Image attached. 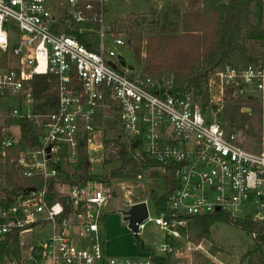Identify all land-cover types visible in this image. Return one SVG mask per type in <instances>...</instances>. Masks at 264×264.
Wrapping results in <instances>:
<instances>
[{
    "label": "built area",
    "instance_id": "2783aa9c",
    "mask_svg": "<svg viewBox=\"0 0 264 264\" xmlns=\"http://www.w3.org/2000/svg\"><path fill=\"white\" fill-rule=\"evenodd\" d=\"M49 1L0 0V105L18 103L0 110V195L10 167L22 180L36 181L24 185L12 204L0 205V244L18 235L21 249L23 232L46 225L53 230L31 247L29 259L0 258V264H191L174 256L172 245L188 224L185 217L222 213L264 223V64H227L210 78V98L203 104L193 89H177L172 74L145 77L140 66L108 45L131 48L127 35H116L105 23L109 0H53L54 6ZM41 76L55 81L54 110L48 105L52 99H36L34 83ZM229 94L249 96L259 107L262 136L255 149L220 119ZM113 114L120 119L119 136L108 138V130L116 129L107 125ZM28 120L35 122L38 144L22 147ZM110 139L120 140L137 160L145 156L161 164L175 179L167 208L153 202L155 215L147 198L134 199L133 189L125 190L124 209L147 204L137 235L148 223L167 233L166 242L146 256L108 251L104 205L115 197L110 182L61 180L78 175L82 148L89 165L102 162ZM52 181L57 196L50 202Z\"/></svg>",
    "mask_w": 264,
    "mask_h": 264
},
{
    "label": "trees",
    "instance_id": "16d2710c",
    "mask_svg": "<svg viewBox=\"0 0 264 264\" xmlns=\"http://www.w3.org/2000/svg\"><path fill=\"white\" fill-rule=\"evenodd\" d=\"M189 3L192 10L183 14L181 23H170L167 33H153L154 28L160 25L156 12L133 18L124 32L145 77L160 80L164 75L172 74L177 89H193L203 104H206L210 98L209 80L215 72L227 64H260V61L249 53L246 41H264V0H190ZM199 5L200 8H196ZM34 84L36 99H52V103L48 105L49 109L54 110L55 81L49 83L48 77L41 76ZM22 132V147L38 144V131L33 120L24 122ZM115 145L120 147L118 156L122 159V164L119 168L112 170L108 175L91 174L89 156L85 148H82L78 175L73 178L66 175L61 180L71 185L87 179L111 182L115 178L123 179L136 175L140 167L147 169L161 166L145 156L135 160L128 155L126 148L122 155L124 146L120 140H115ZM111 161V157L105 160L106 163ZM166 182L167 187L163 193L151 191V200L163 209L167 208V198L174 188L175 179L166 177ZM35 183V180H22L16 169L10 167L6 174L5 195H0V205L12 204L24 185L32 186ZM55 187L56 181H52L48 196L50 202L57 196ZM185 218L188 219V229L183 230V233L194 243L202 240L212 241L211 228L218 222L251 233L255 248L244 254L241 264H264V223L252 219H234L222 213ZM141 246L144 250H149V253H154L153 249L143 243ZM20 250L18 235L6 239L0 244L1 261L20 260ZM218 252H223V249L211 243L210 254L215 256ZM156 260L162 262L163 259ZM193 264L218 263L208 256L198 254L194 257Z\"/></svg>",
    "mask_w": 264,
    "mask_h": 264
},
{
    "label": "rangeland",
    "instance_id": "374dc122",
    "mask_svg": "<svg viewBox=\"0 0 264 264\" xmlns=\"http://www.w3.org/2000/svg\"><path fill=\"white\" fill-rule=\"evenodd\" d=\"M190 0H109L106 5L105 23L110 24L116 35L124 34L126 26L133 18H141L156 12L160 18V25L154 28L153 33L164 34L168 32V26L173 22H182L183 14L192 10ZM50 6H54L53 0L49 1ZM196 8H200V5ZM195 8V9H196ZM246 44L249 53L256 57L260 64L264 63V41L247 40ZM110 47H115L118 52L129 64H133L139 68L135 53L132 48L117 47L113 42H109ZM143 69L142 67H140ZM216 95L221 93L217 86L214 90ZM9 105L18 106V103L3 102L0 105L1 112L9 107ZM242 110H245L242 111ZM220 119L225 124L227 130H238L243 133L244 145L249 149L257 148V143L261 140V127L259 107L254 100L247 98H236L232 94L225 97L223 101V109L220 113ZM11 124V123H10ZM107 125L116 129L108 130V138L119 136L120 119L117 114L111 115L107 119ZM118 127V128H117ZM19 124L13 122L12 132H17ZM119 146L115 145V141L111 140L106 144L102 154L103 161L90 165V173L96 175H108L112 170L119 168L122 159L118 156ZM134 151L128 152L133 158ZM112 158V161L106 163L105 160ZM135 159V158H134ZM137 160V158L135 159ZM157 172V173H156ZM166 173L160 167L144 169L140 167L138 173L128 178H115L111 180V188L114 190L115 197L108 200L104 205V223L106 229V239L111 251V255L126 256H146L150 251L142 248V243L153 250H158L162 244L166 242V231L161 230L158 226L148 223L146 228L137 237L129 230L128 224L124 222V216L119 212L124 206L125 190L133 188L136 194L134 199L147 198L149 200L152 215H155L154 204L151 200V191L155 190L161 194L167 187ZM124 187L125 189H122ZM113 226V227H112ZM115 228V230H113ZM188 229V224L179 228L181 239L172 240L175 248V255L184 257L188 262L193 264L194 257L198 254L208 256L218 264H241L245 253L255 248V243L251 233L242 229L233 227L227 223L218 222L211 228L212 241L202 240L194 243L190 241L183 230ZM53 234L52 227H37L30 231L22 233L21 255L24 259H29L30 249L33 245H38L44 240L50 238ZM211 243L223 249L215 256L210 254ZM201 244L202 247L197 246ZM119 253V254H116ZM121 253V254H120ZM244 264H248L245 262Z\"/></svg>",
    "mask_w": 264,
    "mask_h": 264
},
{
    "label": "water",
    "instance_id": "95a60500",
    "mask_svg": "<svg viewBox=\"0 0 264 264\" xmlns=\"http://www.w3.org/2000/svg\"><path fill=\"white\" fill-rule=\"evenodd\" d=\"M121 59V64L123 66H126V62L122 56H119ZM113 67H117L116 64L112 63ZM130 68H133L132 66H129ZM137 144H135V147ZM125 153V150L123 149L121 151V154L123 155ZM124 216V222L128 223V228L131 229L133 232L136 233L139 230V224L142 223L144 220L148 217V208L145 201L139 202L137 204H134L128 209H122L119 211Z\"/></svg>",
    "mask_w": 264,
    "mask_h": 264
},
{
    "label": "crops",
    "instance_id": "0c3cea01",
    "mask_svg": "<svg viewBox=\"0 0 264 264\" xmlns=\"http://www.w3.org/2000/svg\"><path fill=\"white\" fill-rule=\"evenodd\" d=\"M133 189V188H132ZM135 197V196H134ZM137 199H141L140 198V196L139 197H137ZM143 199H146V198H143ZM127 201H125L124 202V206H125V203H126ZM125 208V207H124ZM113 227V226H112ZM113 230H115V228H113ZM107 246H108V243H107ZM108 251H109V253L111 254V251H110V248H109V246H108ZM116 254H119V253H116ZM121 254V253H120Z\"/></svg>",
    "mask_w": 264,
    "mask_h": 264
}]
</instances>
